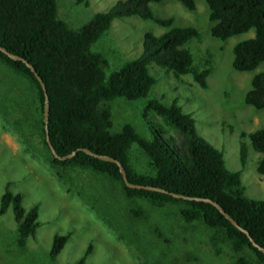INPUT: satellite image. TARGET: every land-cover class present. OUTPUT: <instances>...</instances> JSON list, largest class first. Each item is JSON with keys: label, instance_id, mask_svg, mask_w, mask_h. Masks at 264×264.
Masks as SVG:
<instances>
[{"label": "trees", "instance_id": "obj_1", "mask_svg": "<svg viewBox=\"0 0 264 264\" xmlns=\"http://www.w3.org/2000/svg\"><path fill=\"white\" fill-rule=\"evenodd\" d=\"M162 1L119 0L110 10L96 12L86 24L72 29L57 17V0H0V46L24 57L41 77L49 104V139L58 155L88 148L119 160L131 183L158 186L168 192L127 187L114 162L81 150L66 160L55 158L45 140L44 95L39 81L24 62L13 60L0 51V65L19 81L28 83L26 101L15 99V107L7 114H22L15 123L24 135L38 134L47 152L46 161L57 178L64 177L62 169L80 168L118 186L120 194L133 205L138 200H146L158 208L177 205L184 221H201L214 231L213 243L220 240L236 252L247 248L252 251L256 263L264 264V253L252 246L248 236L213 204L175 198L170 194L212 199L264 248V199L244 194L239 173L229 170L222 152L198 135L194 118L183 112L176 100L169 104L158 98L146 101L145 110L155 112L165 125L152 131L150 138L138 134L130 124H124L116 132L110 129L111 101L145 98L157 82L149 72L152 63L175 78L189 74L199 87L207 88L212 61L208 58L202 65L196 64L187 45L190 40L199 39V31L192 25H174L173 16H155L149 4ZM177 1L188 11L196 8L195 0ZM204 1L209 9L208 18L213 22L211 36L224 41L252 30V36L233 45L232 67L240 72H254L243 102L256 110L264 109V0ZM132 15L152 20L166 30L158 35L146 32L141 54L107 75L102 56L91 51V44L109 28L114 17ZM26 114L32 115L26 117ZM170 132L178 134L179 139ZM240 137L246 139L239 141L241 164L246 158L248 139L249 145L261 154L256 170L264 174V126L249 132L240 131ZM132 144L147 156L148 171H138L131 165L129 150ZM9 185L7 182L0 197V215L11 207L16 223L15 241L22 248L40 225L39 205L33 204L26 210L22 205V193L11 191ZM137 206H130L132 216H145L144 209ZM69 237V232L53 236L49 259L53 260L61 252ZM89 249L90 245L76 264L86 259ZM235 264H250V260L242 254Z\"/></svg>", "mask_w": 264, "mask_h": 264}, {"label": "rangeland", "instance_id": "obj_2", "mask_svg": "<svg viewBox=\"0 0 264 264\" xmlns=\"http://www.w3.org/2000/svg\"><path fill=\"white\" fill-rule=\"evenodd\" d=\"M119 0H57V17L72 29L86 24L96 12L110 10ZM196 8L188 11L177 0L150 3L158 17H174L176 26H194L199 39L187 45L196 64L212 61L207 76V88L199 87L191 75L175 78L155 64L149 72L157 79L148 96L133 101L117 98L111 101V131L130 124L145 138L152 131L165 127L161 117L145 110L149 98L169 104L176 100L183 112L195 120L199 136L222 152L225 165L239 173L244 194L264 199V174L256 170L261 156L248 143L243 164L239 159L240 131L249 132L264 126V109L256 110L243 102L250 89L254 72H240L232 67V47L253 35L252 30L226 40L210 34L213 24L204 0H195ZM166 28L152 20L132 15L114 17L109 28L91 44V51L103 58L108 75L124 62L142 52L146 32L158 35ZM18 77V76H17ZM28 83L19 81L5 66L0 65V197L6 183L9 189L22 193V205L27 210L39 205V227L24 247L16 244L11 207L0 215V264H76L89 247L80 264H235L244 254L250 264L255 262L251 250L232 251L224 242H212L214 231L201 221L186 222L177 205L155 207L146 200L131 204L120 194L118 186L88 170L62 169L59 179L46 161L47 152L38 134L24 135L15 121L22 114H7L15 99H25ZM32 114H26L30 117ZM17 126V127H16ZM176 139L178 134L170 132ZM134 169L148 171V158L135 144L129 150ZM142 207L145 216L135 217L131 207ZM131 206V207H130ZM70 233L61 252L53 259L48 253L55 234Z\"/></svg>", "mask_w": 264, "mask_h": 264}, {"label": "water", "instance_id": "obj_3", "mask_svg": "<svg viewBox=\"0 0 264 264\" xmlns=\"http://www.w3.org/2000/svg\"><path fill=\"white\" fill-rule=\"evenodd\" d=\"M0 51H2L4 54H6L9 58H11L13 60H19V61L24 62L26 64V66L29 67L30 70L33 72V74L36 77V79L39 81L40 86L43 89V95H44V109H43V124L44 125L43 126H44V132H45V140H46V142L48 144V147H49L51 153L53 154V156L55 158H57L59 160H66V159L74 156L77 153V151L81 150V151H84V152H86V153H88V154H90V155H92V156H94L96 158L103 159V160L110 161V162H114L118 166L119 171H120L121 176H122V180H123V182L125 183V185L127 187L139 188V189L143 188V189H146V190H154V191H159V192H168L165 189H163L161 187H158V186L140 185V184L131 183L130 181H128L127 175H126V170H125V168L123 167L122 163L119 160H117V159H115V158H113L111 156L105 155V154L95 153V152L91 151L88 148H77L76 150H73L72 152H70L68 154H65L63 156L58 155L56 153L52 143L50 142V139H49V133H48L49 104H48L47 93H46V90H45V85H44L41 77L39 76V74L35 70V68L32 66V64L29 63L24 57L8 51L3 46H0ZM170 194L173 197H175V198L204 201V202H208V203L213 204L225 216V218H227L237 229H239L240 231L244 232L248 236L252 246L258 248L260 251H262L264 253V248L262 246H260L259 244H257L253 240V238L249 235V232L245 228L241 227L217 202L213 201L210 198H204V197H199V196H189V195H183V194H179V193H175V192H170Z\"/></svg>", "mask_w": 264, "mask_h": 264}]
</instances>
